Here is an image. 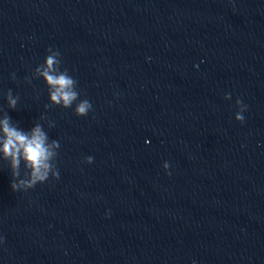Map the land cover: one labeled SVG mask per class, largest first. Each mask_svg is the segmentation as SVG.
<instances>
[{"label": "clouds", "instance_id": "1", "mask_svg": "<svg viewBox=\"0 0 264 264\" xmlns=\"http://www.w3.org/2000/svg\"><path fill=\"white\" fill-rule=\"evenodd\" d=\"M49 51L51 48L48 49ZM58 64L55 55L46 57V67L42 75L51 87V100L56 104H63L64 107H70L78 98L79 93L74 91L75 80L66 72L56 74L55 65ZM12 97L11 90L8 93V104L10 108H15L17 100ZM92 108L88 100L81 101L75 109L77 116H86ZM237 119H243L237 116ZM0 129L3 132V146L0 151L4 153L6 158H11V166L13 176H18V168L20 159L26 162V166L31 169L30 178L28 180H18L11 182L10 187L15 191H21L34 188L38 182H43L47 178L49 164L47 160L53 155L49 151V146L46 144V134L37 125L31 135L13 127L9 123V118L6 116L3 121H0ZM52 146H58V141H53ZM88 161L92 162V157H88ZM58 178V177H57Z\"/></svg>", "mask_w": 264, "mask_h": 264}]
</instances>
